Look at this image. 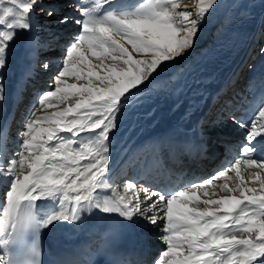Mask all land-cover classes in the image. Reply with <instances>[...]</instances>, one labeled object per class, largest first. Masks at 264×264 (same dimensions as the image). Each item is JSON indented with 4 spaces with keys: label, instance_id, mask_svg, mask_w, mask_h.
<instances>
[{
    "label": "snow or ice",
    "instance_id": "obj_1",
    "mask_svg": "<svg viewBox=\"0 0 264 264\" xmlns=\"http://www.w3.org/2000/svg\"><path fill=\"white\" fill-rule=\"evenodd\" d=\"M101 2L112 5L114 0H96L80 10L81 19L76 20L80 29L63 49L50 90L42 93L25 121L18 157L0 167V174L12 177L0 238L8 243L18 229L39 226L34 203L58 197L60 211L44 226L53 220L77 221L92 208L127 219L139 215L159 226L165 247L153 264H264V176L250 173L248 179L259 188L249 187L241 173L242 165L264 170V155L252 158L264 153V105L251 121L239 122L248 129L239 158L182 189L151 193L145 189L148 213L134 182L124 186L123 195L103 200L94 195L108 175L107 142L118 116L140 102L170 63L195 49L205 16L217 0H198L195 17L188 6L178 10L179 0H142L129 7H109L102 14ZM37 8L53 15L41 0H0V101L5 98L2 81L11 45L21 33L33 30ZM69 19L64 16L59 22L67 24ZM31 43L35 56L42 45L35 35ZM42 67L47 70L49 62ZM229 119L236 122L234 115ZM218 178H224L219 187L228 195L211 198L216 193L206 186ZM31 251L32 264H38V246L32 245ZM10 259L0 255V264H10Z\"/></svg>",
    "mask_w": 264,
    "mask_h": 264
},
{
    "label": "bare ground",
    "instance_id": "obj_2",
    "mask_svg": "<svg viewBox=\"0 0 264 264\" xmlns=\"http://www.w3.org/2000/svg\"><path fill=\"white\" fill-rule=\"evenodd\" d=\"M236 1L217 0L216 5L205 16L195 49L183 59L170 63L172 69L161 73L152 82L147 91L152 90L153 95L147 103L145 101L139 108L126 113V118L118 120L117 127L110 132L107 142L110 159L108 175L104 186L94 194L100 200L125 194L124 186L131 181L136 184L141 206L148 213V208L143 203L145 189L151 193L163 189L171 182L177 185L172 191L182 189L190 182H201L203 177L209 178L218 170L226 169L240 157L248 129L240 127L239 122L251 121L264 105V54L254 58L264 40V29L260 34L257 31L251 32L250 39L239 52L246 57V62L255 59H252L246 69V82L241 83L244 72V66H240L241 56L238 62L236 57L230 59L228 69H222L220 65L228 55L223 44L229 43L230 38L233 39V29L243 28L238 27L241 9L236 6ZM95 2L96 0H41L44 8H49L53 15L46 16L37 8L33 30L21 33L12 44V49L19 55V63L16 65V83L7 88L2 81L5 105L0 118H3L0 124V167L6 165L8 159L18 157L25 121L30 118L29 115L42 93L50 90L49 82L62 61L63 49L70 37L80 29V25L76 24V20L81 19L80 10L91 7ZM140 2L142 0H114L112 5H103L101 2L100 12L102 14L109 7H129ZM179 3L178 10L188 6L195 17L198 0H179ZM244 3L246 5L245 1ZM244 8L249 9L247 5ZM64 16L70 18L67 24L59 22ZM251 16L253 15H249L248 24L254 22V17L251 19ZM214 18L218 20L215 27ZM263 22L264 10L258 19V25ZM33 35L38 38L39 45H42L35 49V56L31 43ZM214 53L220 54L218 59H223L217 63L220 66L215 64L216 59L212 57ZM198 54L202 55L200 59L205 63L192 64ZM45 61L49 62L47 70L42 67ZM183 68L191 70L189 73L193 75V82L189 83L190 89L183 96L174 99L179 72ZM228 89L231 92H226ZM21 107L23 108L19 113L17 110ZM43 111L42 109L41 114ZM233 115L236 117L235 123L229 119ZM223 150L225 155L221 156ZM168 153L173 155V160L161 162ZM261 155L264 153L257 152L252 154V158ZM150 156L160 163L153 172L145 175L143 163ZM165 162L169 174L167 180L162 176V164ZM4 171L6 172V168ZM257 171L264 176V170L255 167L249 169L243 165L241 167V173L246 177L249 187L259 188L257 182L248 179L250 173ZM140 174L144 175L142 179L139 178ZM231 175L234 173H230ZM11 179L10 176L0 174V218L3 207L6 206V192ZM224 182V178H218L212 186H206L209 192L216 193L211 198L228 195L219 187ZM228 183L230 187H234L232 180ZM34 205L36 218L40 222V234L46 240L50 256L60 264H93L85 257L84 252H94L104 236L97 222L100 215L110 218L124 231L142 251L141 257L145 264H153L165 247L160 227L152 225L139 215L127 219L119 214H107L101 209L92 208L82 213L77 221L53 220L44 226V221L60 211L59 198H44ZM67 207L70 205H66ZM10 241L11 238L8 243H4L3 238H0V255L10 256Z\"/></svg>",
    "mask_w": 264,
    "mask_h": 264
},
{
    "label": "rangeland",
    "instance_id": "obj_3",
    "mask_svg": "<svg viewBox=\"0 0 264 264\" xmlns=\"http://www.w3.org/2000/svg\"><path fill=\"white\" fill-rule=\"evenodd\" d=\"M244 1L246 2L247 8H249V9L244 8V7H246ZM243 4H244V6H243ZM236 6L237 7H240V9H241V15L239 16V19H240L239 23H240V25L238 27L243 26V28H241L240 30L233 29L232 30V33H231L232 34L231 36L233 37V39L230 38L231 41L229 43L225 42L223 44L224 45L223 46V49L228 51V55L226 57V60L222 64H220V65H221V68L222 69H228L230 67V64H229L230 59L236 57L237 58V62H238V60L240 59V56H241L242 63H241L240 66H244V69H243L244 72H243V74L241 76V81H242L241 83H245L246 82V79H247L246 69H247L249 63L252 61V59H254V58L256 59V58H258L260 56L261 49H264V44H263L264 43V40L261 42V45L257 49L256 55L254 56V58H252L248 62H246V57L245 56H242V54H240L239 52L241 51V49L245 45L246 41L248 39H250V36L252 34L251 32L257 31V33L260 34V32L262 33V31H263L262 29H264L263 28L264 27V22L262 23V25H260V26L258 25V19L261 16V13L264 10V0H237L236 1ZM47 10H49V8ZM59 12H62V10L59 9ZM249 15H253V17H254V19H253L254 22H251L250 24L247 23L248 22V19L250 18ZM253 17L251 16V19ZM213 21H215L214 22V27H215V24L218 25V20L217 19L214 18ZM246 24H248V25H246ZM234 31H235V33H234ZM12 48H14V47H12V45H11V48H10V51H9V54H8L9 63H8V66H7L6 70H5V72H4V79H3V83H4L5 87H7V88L9 86H13L14 83H16V81H17L16 80V75H17L18 68H16V65L19 63V55ZM200 56H202V55L201 54L200 55L198 54V56H195L194 57L195 62H193L192 64H196V63H200V62L205 63L203 60L200 59ZM212 57L214 59H216V63L215 64H217V63H219L220 61L223 60L222 58L218 59L219 57H221L220 54H218V53H214L212 55ZM217 59H218V61H217ZM14 62H15V64H14ZM220 65L217 64V66H220ZM171 69H172V66L169 65V70H171ZM57 70H56V72H57ZM190 71H191L190 69H187V68L184 69L183 68V70H181L179 72L180 73V76L178 77V82L176 83L175 96L173 95L174 99L180 98L181 96H183L186 93V90L190 89L189 88L190 87V84L193 82L192 81L193 80V75L191 73H189ZM182 85H184V86H182ZM226 92H231V89H228ZM144 95H145V97H144ZM144 95H143V99L140 100L142 103L140 102V103H138V105L137 104L136 105L134 104L132 107L127 108V109H124L122 111V114H120L118 116V118H117V124H118V120L124 119L126 113L130 112L133 109L139 108L142 104L147 103V101H149L150 98L152 97L153 91L152 90L151 91H146ZM4 105H5V100L0 101V118L2 116L1 114H3V112H4L3 111L4 110ZM22 108L23 107H21L17 111H19V113H20L21 110H22ZM124 111H126V112L124 113ZM2 119H0V121H1L0 124H2ZM228 121H229V119H228ZM221 153H222L221 156H224L225 155L224 150ZM209 175H211V174H209ZM206 177L207 176L203 177V179H205ZM203 179H201V180H203Z\"/></svg>",
    "mask_w": 264,
    "mask_h": 264
}]
</instances>
